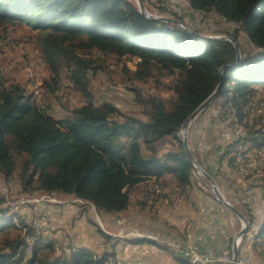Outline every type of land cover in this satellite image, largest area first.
Masks as SVG:
<instances>
[{"label": "trees", "instance_id": "16d2710c", "mask_svg": "<svg viewBox=\"0 0 264 264\" xmlns=\"http://www.w3.org/2000/svg\"><path fill=\"white\" fill-rule=\"evenodd\" d=\"M189 3L194 11L216 14L237 25L227 34L240 46V63L230 40H202L173 23L147 19L131 0H0V28L23 23L43 33L40 53L55 77L52 91H58L65 68L74 89L86 99L69 115L56 120L49 107L41 106L25 86L8 83L0 66V173L6 181L18 175L25 191L62 193L83 206L91 204L109 213L127 210L131 189L153 177L159 180L172 174L179 192H184L192 186L193 169L178 134L222 79L223 87L211 104L217 103L219 116L212 117L227 127L237 125L241 134H233L232 142L217 148L220 161L226 160L228 167L238 170L240 146L242 151L263 148L259 108L251 115L253 102L264 90V0ZM241 33L255 51L243 49ZM94 51L138 58V80H147L156 70L173 76L170 105L162 97L149 98L148 120L127 116L111 102L96 106L90 90V75L97 71L89 56ZM170 137L179 141L181 150L161 154L156 143ZM22 155L26 159L19 166L17 156ZM240 211L252 225L255 217L251 210ZM6 212L0 210V235L8 234L9 229L25 232L13 242H4L12 245L9 251L0 250V264H117L116 254L98 255L85 247L71 252L66 249L67 253L53 260L42 258L41 249L47 245L54 250L55 246L39 238L33 225ZM99 231L111 239L101 228ZM249 232L244 242L252 239L253 249L264 260V222L250 239ZM29 248L32 254L27 259ZM177 258L189 262L184 255Z\"/></svg>", "mask_w": 264, "mask_h": 264}, {"label": "rangeland", "instance_id": "374dc122", "mask_svg": "<svg viewBox=\"0 0 264 264\" xmlns=\"http://www.w3.org/2000/svg\"><path fill=\"white\" fill-rule=\"evenodd\" d=\"M131 1L138 6L137 0ZM144 2L148 12L153 16H167L182 20L191 29L203 35H228V32L232 33L235 28H237L236 24L229 22L227 19L224 21L219 17L218 20V16L216 17L214 14L192 10L189 0H144ZM162 10H166V12ZM172 13H176L180 18L173 16ZM42 35V32L23 23L9 25L7 28L1 27L0 66L3 69L8 83L13 82L25 86L29 94L35 95L36 100L41 106H48L49 112L54 119L59 120L69 115L72 109L83 105L86 99L81 92L74 89L73 82L69 78V72L65 68L61 70L62 78L58 91H52L55 89V77L42 60L39 44ZM240 42L246 52H253L256 50L255 46L247 39L246 35L242 33L240 35ZM89 56L94 60L93 66H95L97 70L95 74L90 75V90L93 93V100L96 106H101L104 102H111L127 116H135L143 120H148L151 115V107L147 102L149 98L152 96L162 97L165 99L168 106L170 105V100L174 96L173 91L171 90L172 81H174L173 76L161 74L156 70L154 76L142 81L135 77L137 63L139 61L138 58L131 56L121 57L114 54L104 55L96 51L89 54ZM253 108L251 118L254 116V111L259 108L258 113L260 117H258L257 120L260 123L259 126L264 125V90L259 92L258 97L253 102ZM261 110L263 113H261ZM210 114H214L216 117L219 116L217 103L211 105V107L201 114L194 122L189 132V139L191 131L199 119L205 118L207 124L210 123L209 117L211 116V119L214 118L212 117L213 115ZM231 128L232 127H227V125H222V127L220 126L218 128V133L222 135V139L219 140V143H221L222 146H226L233 141V134L235 137H238V135L241 134L237 125H235L234 128ZM178 136L182 140L183 134L181 130ZM156 144L161 154H165L169 150H181L179 141L173 137L158 141ZM248 147H250V145H248ZM252 150V152H248L249 157H247V160L245 161V167L250 174L243 176L245 178H251L253 176L256 179L255 182L264 187V152H260L257 149ZM194 154L200 161L198 153L195 151ZM219 156L220 155L213 156L212 163L213 165L217 163L218 165L221 164L218 166L220 169L222 166H225L223 164L227 163V161L225 160L224 163L221 162ZM17 159L20 166V164L26 159V155L17 156ZM193 174L195 182L215 196L210 183L205 177L199 173L194 172ZM220 190L222 192L221 188ZM156 191L160 193L161 188H156ZM136 193L137 190L132 192L133 207L128 213H123V215L126 216H131V214L134 213L133 225H131L130 228L126 227L123 221L122 227L117 229L116 233L110 230L113 234L111 237L113 239H105L107 241L105 244L107 248L105 251L101 252L100 255H112L115 251V249L113 251V248L111 247L112 243L114 244L112 246H118L122 253L124 247H127L130 245L129 243H132L131 240L142 238V227L144 226L142 223V205L144 204L145 199L143 200L141 195L135 197ZM175 195L177 196V194ZM1 199H4V202L0 201V210H7V216L16 214L17 217H21L25 224L33 225L36 228L39 238H43L45 242L49 244L52 243L55 246L54 250H51L48 249L46 245V248L44 247L41 249L40 257L47 260H53L56 256H62L67 253L65 252L67 248L65 245L66 238L64 239L63 233H60L59 231L66 228L71 217H64V223L58 222L51 225V223H53L52 219H55L54 216L57 218V215L52 212L54 209L58 210V207L60 206L66 208L69 205L74 204V201L79 205L81 204L80 201L58 192L50 194L43 191H25L20 183L18 175L10 182H7L5 177L0 173V200ZM90 206L91 218H86L89 226L93 225L91 223V220L93 219L102 222L98 217V214L100 213L98 209L94 205ZM18 219L19 218L16 219L17 222ZM114 219L118 222L117 218L114 217ZM54 221L56 222V219ZM173 221L175 223V219H173ZM167 224H169V222H167ZM170 226L174 227L173 225ZM180 228L182 229V224ZM106 229L108 228H105V230ZM9 231L8 234L2 233L0 235V250L9 251L10 245L12 244L5 245L4 242H13L18 236H20L19 234L24 235L25 232L22 229L20 231L17 229H9ZM179 234L180 237L185 238L184 233L179 231ZM155 238L157 240L160 239L157 236H155ZM159 242L163 244L170 243L167 240H159ZM73 243L76 247L80 245V243L75 240ZM152 245V243H149V246ZM74 249L77 248L68 249V252H71V250ZM31 254L32 251L31 248H29L26 253L27 259L30 258ZM121 262L122 261L117 264L124 263Z\"/></svg>", "mask_w": 264, "mask_h": 264}, {"label": "crops", "instance_id": "0c3cea01", "mask_svg": "<svg viewBox=\"0 0 264 264\" xmlns=\"http://www.w3.org/2000/svg\"><path fill=\"white\" fill-rule=\"evenodd\" d=\"M209 118V124L205 118H201L195 123L189 140L191 148L198 153L202 166L216 174L215 179L226 200L240 210L245 208L251 210L255 221L248 234L250 239L251 234L257 233L264 222V187L255 182L256 179L253 176L245 178L240 171L228 167L227 163L223 162L225 166L220 169L218 166L221 164L213 165L212 158L219 154L217 148L222 146L219 143L222 135L218 133V128L224 124L218 119H211V116ZM158 187L161 188L160 193L156 191ZM135 190H137L135 197L141 195L143 200L145 199L142 205V223L144 225L142 238L148 240L140 243L131 240L132 243L125 246L122 253L121 249L118 246L113 247L112 243L111 247L113 251L115 249L117 263L122 261L123 264H195L197 262H194L189 254V256L185 254L184 245L186 246L187 239L180 237L179 231L184 233L180 228L181 224H187L199 250L212 255H218L225 252L226 249L232 248L234 239L243 228V222L237 215L222 204L216 195H212L195 182L194 174L192 186L184 192H179L175 176L172 174H166L159 180L155 177L146 180L131 189V205L127 210L119 213L99 211L98 217L102 222L93 219L92 222L90 221L93 224L91 226L86 220L87 217L91 218V204L77 205V202L74 201V204L66 208L60 206L58 210H53L52 213H55L57 218L54 216L56 222L55 219H52L51 225L58 222L64 223V217H71L66 228L59 231L63 233L64 239L66 238V249L85 247L100 255L107 248L105 246L107 239L105 240V237L102 236L99 228L112 237L111 231L116 233V230L122 227L123 221L126 227L130 228L133 225L134 213L131 216L123 215V213H128L133 207L132 192ZM114 217L118 219V222ZM173 219H175V223ZM105 228L108 229L105 230ZM155 236L159 237V240H167L170 243L163 244ZM227 237H230L231 240H227ZM74 240L80 243L78 247L74 245ZM149 243L153 245L149 246ZM252 243V239L246 242L252 249L255 262L264 264L263 258L253 249ZM178 255H184L189 259V262L180 261L177 258Z\"/></svg>", "mask_w": 264, "mask_h": 264}, {"label": "water", "instance_id": "95a60500", "mask_svg": "<svg viewBox=\"0 0 264 264\" xmlns=\"http://www.w3.org/2000/svg\"><path fill=\"white\" fill-rule=\"evenodd\" d=\"M138 1V7L140 9V12L147 18V19H154L159 21H166L173 23L177 25L178 27L182 28L186 33L195 36L202 40H230L236 50H237V64L241 61V49L238 44V42L229 35H223V36H208L198 33L197 31H194L191 29L185 22L182 20L173 18V17H167V16H153L150 14L145 6L144 0H137ZM235 66V65H234ZM220 73H223V69L220 71ZM224 84V80L222 79L217 88L212 92V94L187 118V120L184 122L181 128V132L183 134L182 142H183V148L185 152V156L187 158V161L192 166L193 172L202 174L205 179L210 183L217 199L224 204L227 208H229L235 215H237L241 221L243 222V228L238 233L236 239L243 240L245 235L250 231L251 229V222L248 220V218L238 209L236 206L231 204L229 201L226 200L224 195L222 194L218 183L215 179V177L207 171L201 164V162L197 159L196 155L194 154L190 141H189V132L191 130L192 125L194 122L198 119V117L203 114L214 102L216 97L218 96L220 90L222 89ZM239 246L237 245L236 241L233 244V262L232 264H238L239 259Z\"/></svg>", "mask_w": 264, "mask_h": 264}, {"label": "built area", "instance_id": "2783aa9c", "mask_svg": "<svg viewBox=\"0 0 264 264\" xmlns=\"http://www.w3.org/2000/svg\"><path fill=\"white\" fill-rule=\"evenodd\" d=\"M216 16V14H215ZM217 17V16H216ZM219 20V17H217ZM259 112V111H258ZM254 114V113H253ZM252 149L250 151H242V146L238 148L237 152V158H236V163H237V168L238 170L243 174V175H248L250 172L248 169L245 167V161L247 160V157H249L248 152H252ZM260 152H264V147L261 149H257ZM182 230L184 232V236L186 237L187 244L184 248L185 254H191L192 257L195 258V260H198V262L202 263H212V264H232L233 262V247L230 249H226L225 252H222L218 255L215 254H210V253H205L201 252L195 243L192 234L187 228V224L182 225ZM227 240H231L230 237H227ZM236 241L237 245L239 246V259H238V264H257L255 262L254 254L252 251L248 250V245L244 242L243 240L240 239H234V242Z\"/></svg>", "mask_w": 264, "mask_h": 264}, {"label": "bare ground", "instance_id": "6f19581e", "mask_svg": "<svg viewBox=\"0 0 264 264\" xmlns=\"http://www.w3.org/2000/svg\"><path fill=\"white\" fill-rule=\"evenodd\" d=\"M220 19H221V20H224V21L226 20V19H225V18H223V17H220ZM36 94H37V93H36ZM39 94H40V93H39ZM248 250H249V251H252V249H251L250 247H248ZM189 255H190V257L193 259V261H194V262L201 263V262H198V260H195V258H194V257H192V255H191V254H189Z\"/></svg>", "mask_w": 264, "mask_h": 264}]
</instances>
